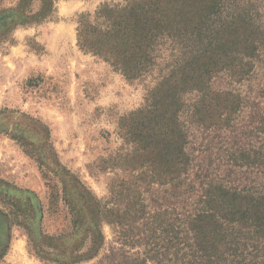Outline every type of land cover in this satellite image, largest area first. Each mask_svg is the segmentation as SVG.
<instances>
[{"label":"rangeland","instance_id":"1","mask_svg":"<svg viewBox=\"0 0 264 264\" xmlns=\"http://www.w3.org/2000/svg\"><path fill=\"white\" fill-rule=\"evenodd\" d=\"M19 1L0 0V22ZM126 3L58 0L51 18L16 27L0 45V264H62L70 262L76 247L86 253L91 245L87 231L95 229L93 197L103 216L115 218L127 204L137 203L139 210L141 201L147 215L126 227L102 222V250L78 264H156L146 260L155 255L156 244L164 246L169 260L180 262L185 220L200 198V184L264 188V174L248 164L264 145L263 57L243 81L227 71L211 81L215 93L241 98L230 125L202 126L192 116L197 94L185 97L180 125L191 158L188 174L137 191L144 176L120 160L133 149L121 137L119 122L145 106L160 66L175 50L166 45L153 71L132 81L82 50L78 41L83 16L93 21L103 5ZM253 5L264 26V0ZM41 6L34 0L28 11L36 14ZM225 109L220 104L216 110L222 120Z\"/></svg>","mask_w":264,"mask_h":264},{"label":"trees","instance_id":"2","mask_svg":"<svg viewBox=\"0 0 264 264\" xmlns=\"http://www.w3.org/2000/svg\"><path fill=\"white\" fill-rule=\"evenodd\" d=\"M33 1L20 0L0 22V45L16 27L39 24L56 11L58 0H41L40 10L33 14L28 11ZM257 1L127 0L122 7L103 5L93 21L90 16L82 17L78 30L80 48L103 59L128 80H138L152 72L157 61H162L161 52L166 45L171 44L175 50L172 58L164 60L166 66H160L158 82L145 106L119 122L121 137L133 149L120 160L142 170L144 176L137 191L154 184H172L188 174L191 158L180 125V114L187 107L186 96L197 94L191 106L192 116L204 127L230 125L237 114L240 96L215 93L210 84L222 71L243 81L264 57V26L253 5ZM220 104H226L224 111L228 114L224 120L216 111ZM261 130L264 134V118ZM263 150L254 151V162H248L256 164L252 168L261 174ZM200 185V198L184 224L183 261L169 260L164 246L157 244L152 250L155 255L146 260L156 264H264V188L221 182ZM91 203L95 229L87 231L90 248L86 253H81L82 246L74 248L70 262L62 264H78L99 255L105 243L102 222L126 227L143 222L147 215L143 201L138 204L139 210L137 203L132 208L127 204L126 210L119 211L115 218L114 211L107 212L112 218L103 216L94 197ZM158 231L159 228L154 234Z\"/></svg>","mask_w":264,"mask_h":264},{"label":"bare ground","instance_id":"3","mask_svg":"<svg viewBox=\"0 0 264 264\" xmlns=\"http://www.w3.org/2000/svg\"><path fill=\"white\" fill-rule=\"evenodd\" d=\"M20 249V248H19Z\"/></svg>","mask_w":264,"mask_h":264}]
</instances>
